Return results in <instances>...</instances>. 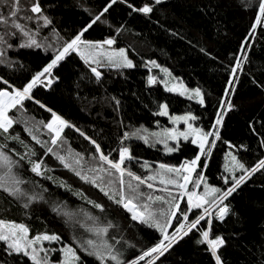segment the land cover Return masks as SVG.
<instances>
[{
	"label": "snow or ice",
	"instance_id": "1",
	"mask_svg": "<svg viewBox=\"0 0 264 264\" xmlns=\"http://www.w3.org/2000/svg\"><path fill=\"white\" fill-rule=\"evenodd\" d=\"M45 3L50 8L46 9ZM248 3L253 19L248 32L249 39L242 42L241 54L229 68L230 78L225 81L222 97L215 105L217 110L211 114L208 125L197 126L202 113L170 115L169 104L165 102L159 104L154 115L167 116L177 127L165 128L156 133H148L147 129L126 131L119 138L117 147L105 152L95 136L77 127L55 108V94L59 85L66 79L71 81L72 77L71 71L67 77L62 76V73L75 57L83 61L98 85L103 84L99 70L101 67L135 68L137 65L129 58L124 47H113L117 44L116 37L124 31L123 26L116 29L115 36L101 41L89 39L88 36L95 27L106 23L118 7L126 6L130 10L129 16L136 13L152 19L154 12H162L167 17L170 8L175 7L172 0H148L142 5L134 4L131 0H103L99 6L89 5L85 0H74L72 5H67V0H26L23 5L22 0H0V67L5 73L25 67L19 61L9 58L8 52L14 48L42 50L46 57L40 58L43 62L36 69L28 70V77L19 85L11 81L7 74H0V198L6 206L14 204L26 212L37 203L48 204L55 216L65 218L66 222L74 226L79 225L87 233L86 238L74 233L72 244H64L61 235L57 233L32 235L27 224L0 218V264H172L169 258L174 253L181 256L179 249L189 240L196 245L206 246L204 250L210 254L213 264H228V251L234 242L232 237L239 240L240 233L233 231L224 235L218 233L216 228L234 227L241 223L242 217L235 207V201L257 189L264 192V151L255 158V162H252L250 156L247 161L244 159V154L250 152L246 146H243V152L239 155L230 151L225 157L227 162L219 177V186L210 184L205 175L208 161L212 159L218 142L227 143L229 149L236 147L223 139L222 130L225 128V118L238 110L235 98L240 76L245 71V64L250 62L249 54L253 51L250 41H254L258 29H264V0H255V3L248 0ZM65 6L79 9L89 19L60 42V32L57 31L59 26L54 21L51 9L59 10ZM233 6L234 0H205L200 10L206 16L227 18ZM109 27L112 25L109 24ZM43 30L52 32L56 42H49L47 37L42 38ZM171 35L183 38L179 31H173ZM260 35H264V31ZM200 51L208 55L205 48L201 47ZM36 55L39 57V52ZM146 64L159 69L163 74V79L159 81L156 76L149 75V86L162 83L164 91L194 101L207 110L209 103L201 87H188L182 79L155 60H149ZM261 77H264V71ZM80 79L89 78L84 74ZM252 83L264 92V79L254 78ZM76 88H80L79 82ZM37 89L47 92L49 99H40ZM66 90L71 95V83ZM110 99L118 110L121 100L115 96ZM26 102L37 105L49 113L50 118L30 125L28 119L13 115L23 113ZM260 120L261 128H264V116ZM21 123L24 132L35 145L43 149V153L30 147L18 132L14 134V125ZM180 124L185 126L183 131L178 127ZM249 128L260 136L258 147L264 149V133L256 129L253 123L249 124ZM66 129L74 130L91 146L92 163L86 166L85 156L81 152L65 147ZM42 134L48 138L41 139ZM132 139L142 140L149 147L162 144L169 154L179 151L183 140L194 146L193 155L178 166L160 163L153 168L148 161H144L140 167L150 174L141 176L129 166L133 160H137L131 145L126 143ZM11 143L20 144L26 151L22 154L15 151L10 147ZM113 152H116L115 156ZM46 156L52 157L84 184L98 189L108 203L89 198L83 190L74 189L66 181H57L51 175L53 169L42 158ZM24 165L35 177L53 181L57 188H63L65 192L83 200L99 215L81 209L85 218L81 222L75 219V213L65 210L63 204L52 201L50 197L45 199L43 193H47L48 189L38 181L25 179L18 171ZM144 186L149 190L147 193L143 191ZM201 188L203 191H200ZM255 205L258 211L264 213V199L256 201ZM113 206L125 221L131 223L122 226L114 222L110 218ZM232 217H235L234 221ZM257 223L259 232L264 233V218ZM133 226H139L141 232L145 229L151 231L144 232L143 239L137 238L135 243L114 231L119 229L123 232L124 227ZM259 245L261 254L258 259L254 249L249 251L243 242L237 244L241 251L251 257L245 264H264V236L259 240ZM130 249L133 251L130 252ZM240 259H235L233 264H239ZM176 264H181V261H176Z\"/></svg>",
	"mask_w": 264,
	"mask_h": 264
},
{
	"label": "trees",
	"instance_id": "2",
	"mask_svg": "<svg viewBox=\"0 0 264 264\" xmlns=\"http://www.w3.org/2000/svg\"><path fill=\"white\" fill-rule=\"evenodd\" d=\"M25 2L26 0H22V5ZM85 2L89 5L99 6L103 0H85ZM131 2L142 5L148 0H131ZM204 2L205 0H172L175 7L170 8L167 17L162 12H154L152 19L136 13L129 16L130 10L126 6L118 7L108 17L106 23L100 24L95 27L94 31H91L88 38L101 41L115 36L116 29L123 26L124 31L116 37L117 44L113 47L117 49L124 47L129 58L133 59L137 66L133 69L101 67L99 70L102 73L103 84L98 85L83 61H80L79 57H75L72 64L62 73V76L67 77L71 71L72 77L71 81L66 79L59 85L55 94V108L77 127L89 135L95 136L103 145L105 152L115 149L119 138L126 131L136 132L140 129H147L148 133H156L170 128L171 125L167 118L154 115L159 104L165 102L169 104L170 115L187 114L188 112L202 113V118L197 121V126L208 125L211 114L217 110L215 105L222 97L223 89L226 86L225 81L230 78L229 68L234 64L235 58L241 54L242 42L249 39L248 32L253 19L248 0H234V6L228 12L227 18H213L204 15L200 10ZM73 3L74 0H67V5ZM252 3H255V0H252ZM44 7L47 9L50 8V5L45 3ZM51 14L59 26L57 31L60 32V42L89 19L86 13L69 6L59 10L51 9ZM109 24L112 27H109ZM173 31H179L183 38L172 36ZM261 31L264 29H258L254 41H250L253 44V51L249 54L250 62L245 64V71L240 76L238 94L235 98L238 110L229 113L225 118V128L222 130L223 139L232 142L236 147L229 149L227 143L218 142L212 159L208 161L209 167L205 170L209 183L214 186H219V177L223 174L225 157L228 152L231 151L239 155L243 152V146H246L250 152L244 154V159L247 161L250 156L252 162H255V158L264 151L258 147L260 136L249 128V124L253 123L256 129L264 133L260 120L264 116V92L252 83L254 78L264 79L261 77V72L264 71V35H260ZM41 37H47L49 42H56L55 35L49 30H43ZM201 47L206 49L208 55L200 51ZM37 52H39V57L36 55ZM8 56L25 66L7 73L0 67V74H7L8 78L17 85L23 83L28 77V70L36 69L43 62L41 57L46 59L42 50L14 48L8 52ZM149 60H155L162 67H167L188 87H201L206 94V102L209 103L207 110L195 104L194 101H188L164 91L159 82L149 86L148 76L157 77L155 70L149 71L150 68L146 64ZM84 74L89 79L81 80L80 77ZM77 82L80 83L78 89L76 88ZM69 83L72 87L71 95L66 90ZM37 95L42 100L49 99V94L43 90L37 89ZM112 96L121 100V107L118 110L114 108V101L110 99ZM13 115L20 119H28L30 125L35 121H46L50 118L49 113L31 102H26V110L23 113H13ZM16 132L30 147L35 148L38 153H43V149H40L39 145H35L24 132L23 123L14 125V134ZM42 132H46V130H42ZM64 135L67 140L65 147H70L74 152H81L85 156L86 166L92 163L91 146L72 129H66ZM47 138L46 134L41 135V139ZM126 143L131 145L133 155L139 161L138 163L137 160H133L129 166L141 176L150 174L140 167L144 161H148L153 168L158 167L160 163L178 166L184 159L193 155L194 149V146L186 144L183 140L180 142L181 149L171 154L165 151L162 144L149 147L138 139H132ZM10 147L21 154L26 151L23 146L16 143H11ZM112 154L115 156L116 152ZM42 158L53 169L51 175L57 181H66L74 189L83 190L89 198L108 203L98 189L84 184L52 157ZM18 171L25 179L38 181L47 188L48 192L43 193L45 199L50 197L52 201L63 204L65 210L76 214L75 219L81 222L85 221L81 209L91 212L93 215H99L83 200L65 192L63 188H57L53 181L35 177L30 171H27V165ZM143 191L147 193L149 190L144 186ZM200 191L203 189L201 188ZM261 199H264V192L259 189L247 193L243 199L238 198L235 201V207L241 214V223L235 224L234 227L216 228L218 233L224 235L233 231L240 233L239 240L235 236L232 237L234 242L228 251V264H233L237 258H241L239 264H245L246 260L251 259L241 251V248L237 247V244L241 242L249 251L254 249L259 259L261 254L259 240L264 236V233L259 232L257 222L262 221L264 213L257 210L255 202ZM181 206L184 207L183 203ZM0 218L27 224L32 235L44 232L57 233L61 235L64 244H72L74 233L87 237V233L79 225L74 226L72 223L66 222L65 218L55 216L48 204L37 203L26 212L14 204L6 206L3 199L0 198ZM110 218L122 226L131 223L125 221L123 216L115 211L114 206ZM232 219L234 221L235 217ZM114 231L117 235H124L130 242L135 243L137 238L143 239L144 232L151 230L145 229L144 232H141L139 226H133L124 227L123 232L119 229ZM205 247L196 245L194 241L189 240L179 249L182 253L181 256L174 253L169 259L172 264H176L178 260L181 261V264H213L210 254L204 250Z\"/></svg>",
	"mask_w": 264,
	"mask_h": 264
},
{
	"label": "rangeland",
	"instance_id": "3",
	"mask_svg": "<svg viewBox=\"0 0 264 264\" xmlns=\"http://www.w3.org/2000/svg\"><path fill=\"white\" fill-rule=\"evenodd\" d=\"M147 66H149V68H151V65L150 64H147ZM151 70H155L156 71V75H157V77H158V80H161V79H163V74L160 72V70L159 69H157V68H151ZM160 85L162 86V88L164 89V87H163V84L162 83H160ZM183 98V97H182ZM185 99V98H184ZM180 115H185V114H180ZM172 116H176V115H172ZM162 117V116H161ZM164 118H167L168 119V117L167 116H163ZM168 121H169V119H168ZM169 123H170V128H168V129H171V128H173V127H177V126H174L170 121H169ZM179 128H180V130L181 131H183L184 130V128H185V126L183 125V124H180L179 126H178ZM229 153V152H228ZM228 153H227V155H228ZM226 155V156H227ZM227 161L225 160V163H226ZM46 246H48V245H46ZM53 247H60V245H53Z\"/></svg>",
	"mask_w": 264,
	"mask_h": 264
}]
</instances>
